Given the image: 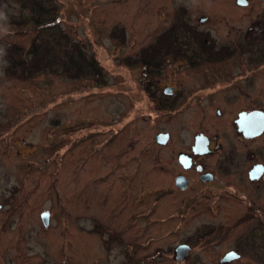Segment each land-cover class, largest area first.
I'll use <instances>...</instances> for the list:
<instances>
[{
	"label": "rangeland",
	"instance_id": "obj_1",
	"mask_svg": "<svg viewBox=\"0 0 264 264\" xmlns=\"http://www.w3.org/2000/svg\"><path fill=\"white\" fill-rule=\"evenodd\" d=\"M247 2L245 7L235 0L50 1L68 37L66 42L61 37L62 45L77 43L102 77H67L60 51L55 72L20 79L0 67V264H220L244 222L213 248L198 252L201 246L193 245L184 261H175L172 250L199 239L207 227L230 224L225 210L241 206L227 200L213 213L199 205L183 218L184 195L159 190L167 186L162 177H172V154L153 144L151 103L137 83L149 77L133 60L141 52L153 56L147 51L157 47L160 35L188 29L205 48L201 63L218 59L213 68L219 76L235 78L236 90L260 104L264 42L257 32L261 23L264 27V0ZM26 16L29 10L18 0H0V57L2 42L29 48L36 31L9 25ZM181 68L177 79L197 76ZM165 124L160 119L156 126ZM174 141L172 147L179 148L182 131L174 133ZM45 211L47 227L39 218Z\"/></svg>",
	"mask_w": 264,
	"mask_h": 264
},
{
	"label": "flooded vegetation",
	"instance_id": "obj_2",
	"mask_svg": "<svg viewBox=\"0 0 264 264\" xmlns=\"http://www.w3.org/2000/svg\"><path fill=\"white\" fill-rule=\"evenodd\" d=\"M244 6H248L247 0ZM202 19L206 18H199L200 22ZM263 29L261 23L257 32L262 39L259 38L260 42H264ZM190 34L188 31L166 32L167 36L182 35L183 39L178 41L181 45L177 49L179 51L172 53L170 47H164L162 51L168 56L161 63L158 62L161 57H154L153 51L154 63L148 65L149 78L137 81L138 86L146 88L151 103L147 117L152 123L153 144L170 150L172 154V177L169 174L162 177L167 178V186L159 190H165V196L173 192L184 195L183 218L191 207L199 205L210 212H218L220 205L227 200L238 203L241 208L234 206L229 212L225 210L227 220L232 221L230 224L207 227L197 235L199 239L186 240L183 244L188 245L189 250L181 261L188 258L193 245L201 246L198 252L213 248L220 244V237H229L233 228L244 222L246 226L236 237L233 249L224 252L219 263L227 253L234 252L236 259L220 264L237 261L264 264V101L260 104L250 101L251 96L246 91L236 90L239 84L235 78L220 77L219 71L213 68L218 59L212 63H201L202 50L196 46L191 49V45H187L186 37L191 39ZM198 36L195 34L194 37ZM193 42L191 40L190 44ZM214 51H211L212 55L216 54ZM167 66L169 69L160 77L161 70ZM180 67L193 70V76L197 75V78L177 79ZM241 82L246 81L243 79ZM252 112L261 115L262 127L260 130L256 127L246 135L240 125H246L245 115ZM241 116L245 117L243 122L239 120ZM160 119L166 122L164 127L156 126ZM176 131H182L184 138L179 148L172 147ZM159 133L168 135L163 145L155 141ZM161 166L168 173L166 165Z\"/></svg>",
	"mask_w": 264,
	"mask_h": 264
},
{
	"label": "trees",
	"instance_id": "obj_3",
	"mask_svg": "<svg viewBox=\"0 0 264 264\" xmlns=\"http://www.w3.org/2000/svg\"><path fill=\"white\" fill-rule=\"evenodd\" d=\"M18 1L23 7H26L29 10V16H26V20L20 18L16 20L17 22L13 21L12 24L9 23V25L21 27L22 29L29 27L30 29L36 31V34L31 39L30 46L26 50L15 43L2 42L4 48L0 57V67L5 75L8 77L19 76L20 79H25L34 77L38 75V73L44 71L55 72L56 70L53 66L55 64H59V60L55 56V51H60L66 58L65 61L62 59V66L67 77L72 78V80L78 77H94L95 80L99 81L98 79L99 77H102V72L99 65L93 60V58L87 59L77 43L73 42L71 43V46H67V43L65 46L62 45L61 37L65 40V42L68 41V37L59 27L57 7L50 3L51 0L47 1L48 5H45L42 0ZM176 31L177 30L173 28L170 32ZM185 31L192 32L188 29ZM41 33H47L48 36L52 37H47L46 34L42 36ZM203 37V35H200L197 39L199 40V38H202L203 40ZM157 39V47L155 46L151 48V50L152 52L155 51L154 57H161V60L158 61L161 63L163 62V59L168 56L163 53L162 49L164 47H170V50L174 53L175 50L181 47L178 41L183 38L178 35L167 36L163 34ZM186 40L187 45H191L189 43L190 40L194 41L192 38L189 39L187 37ZM194 42L196 43L194 46L204 52L205 48L201 45V43L198 41ZM71 51H73L74 54ZM152 52L150 51L149 54L147 51V54L151 55ZM51 54L53 59H50ZM152 57L153 56L148 57V59L146 54L141 52V54H138L137 58L132 60L133 63L137 62V64L149 74L148 65L149 63H154ZM125 63L128 66L132 65L130 60L127 59L125 60ZM150 261H155L154 256L151 257Z\"/></svg>",
	"mask_w": 264,
	"mask_h": 264
},
{
	"label": "water",
	"instance_id": "obj_4",
	"mask_svg": "<svg viewBox=\"0 0 264 264\" xmlns=\"http://www.w3.org/2000/svg\"><path fill=\"white\" fill-rule=\"evenodd\" d=\"M237 4L244 5L245 0H237ZM202 21H204V19H202L201 22ZM245 116L247 118L246 125L241 123L240 128L245 132L246 135L249 131H252L254 129L258 128L260 130V128L262 127V124H261V115L258 112H252ZM243 118L245 117L241 116L239 120L243 122ZM250 122H251V125H250ZM167 137H168L167 134L159 133L155 136V141L158 144L163 145L166 143ZM48 216H49V213L46 211L40 214V217H41V220L44 226H48ZM188 250H189L188 245L180 244L176 246L174 249V260L181 261L184 258ZM236 257H237V254H235L234 252H229L222 258L220 263H227L231 260L236 259Z\"/></svg>",
	"mask_w": 264,
	"mask_h": 264
}]
</instances>
